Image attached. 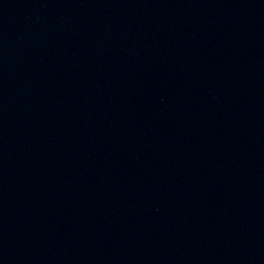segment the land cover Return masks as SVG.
I'll list each match as a JSON object with an SVG mask.
<instances>
[{"label":"water","instance_id":"1","mask_svg":"<svg viewBox=\"0 0 264 264\" xmlns=\"http://www.w3.org/2000/svg\"><path fill=\"white\" fill-rule=\"evenodd\" d=\"M0 264H264V0H0Z\"/></svg>","mask_w":264,"mask_h":264}]
</instances>
